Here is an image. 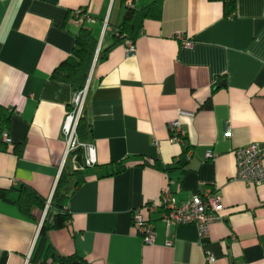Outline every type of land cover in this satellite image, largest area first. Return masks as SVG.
Returning <instances> with one entry per match:
<instances>
[{
  "label": "crops",
  "instance_id": "crops-1",
  "mask_svg": "<svg viewBox=\"0 0 264 264\" xmlns=\"http://www.w3.org/2000/svg\"><path fill=\"white\" fill-rule=\"evenodd\" d=\"M235 5L225 17L220 2L154 4L133 41L134 55L126 56V39L115 42L114 36L124 0H0V115L9 118L0 134L10 139L0 137V189L25 184L46 206L63 167L83 177L62 203L70 219L47 233L46 264H59L54 254L83 264H264V184L248 187L237 180L233 154L250 143L264 153V0ZM79 9L91 18L82 26L99 50L110 47L96 60L88 84L90 131L83 143L95 150L90 167L82 148L65 157L62 125L75 92L51 78L75 46L81 25L72 16ZM181 37L192 46H181ZM175 120L186 150L172 139L169 123ZM19 144L17 155L13 147ZM207 150L213 158L205 161ZM166 186L178 202L205 188L217 192L222 220L210 226L207 239L198 242L192 224L166 230L152 214L155 239L143 243L131 212L146 215L144 204ZM44 211L33 208L27 217L0 198V264H41L46 245L31 257ZM56 211L50 207L48 218Z\"/></svg>",
  "mask_w": 264,
  "mask_h": 264
},
{
  "label": "built area",
  "instance_id": "built-area-1",
  "mask_svg": "<svg viewBox=\"0 0 264 264\" xmlns=\"http://www.w3.org/2000/svg\"><path fill=\"white\" fill-rule=\"evenodd\" d=\"M125 6H133L132 0H124ZM73 22L78 25H84L90 22L91 18L86 14L85 10L79 9L73 13ZM103 27H106L104 22ZM181 46L191 47L193 42L188 39L180 38ZM99 47L93 59L92 68L89 71L87 81L83 89L75 92L72 96L70 109L67 111L63 125L62 135L65 139V157L72 151L82 148L85 152V165L90 167L96 163L95 150L92 145L83 143L77 135V125L82 116L86 102L88 84L91 78L92 70L97 60ZM126 56H133L135 53L134 42L125 40ZM17 113L15 110H10ZM169 128L173 133V140L182 141L183 133L180 129L178 120L169 123ZM229 130L226 136L229 137ZM4 143H9L10 139L5 132L0 134ZM235 157V178L243 182L248 187H258L264 184V153L258 148L257 144L250 143L246 146L237 147L233 150ZM204 160L213 158L210 150L204 152ZM49 199L45 206V211L50 205ZM146 215L140 209L131 212L132 227L141 237L143 243L152 244L155 239L154 221L150 219V215L158 214L159 219L163 222L166 230L173 225L192 224L196 228L198 242L207 239L210 226L222 220L220 212L223 209L221 198L211 188H205L202 193L192 196L190 199L178 202L170 190L169 186L163 188L157 200L148 202L143 206ZM171 242L167 241L166 246H170ZM206 258L209 262H213V256L206 251ZM262 264V263H260Z\"/></svg>",
  "mask_w": 264,
  "mask_h": 264
},
{
  "label": "trees",
  "instance_id": "trees-1",
  "mask_svg": "<svg viewBox=\"0 0 264 264\" xmlns=\"http://www.w3.org/2000/svg\"><path fill=\"white\" fill-rule=\"evenodd\" d=\"M163 0H153V2L143 8L136 9L133 6H125L124 19L122 24L114 30L115 42L128 39L134 41L139 34L144 19L150 16L151 7L154 4H158ZM211 2H220L223 6V12L225 17L231 16L235 12V0H209ZM98 47V40L93 36L91 30L85 26H81L78 33L75 35V46L70 56L57 66L51 74V78L71 86L74 92H77L85 86L89 71L93 64ZM110 47L100 49L97 56V61L106 57ZM203 107L208 108L209 104H205ZM9 118L3 113L0 115V126L1 131L7 127ZM77 135L80 141L84 142L89 134L90 126L85 117V106L83 109L82 116L77 125ZM184 150L187 149L186 141L182 138ZM23 150V144H19L13 147V151L20 155ZM148 162H145L147 164ZM150 165L153 167L168 171L167 166H161L157 162H153ZM124 165L121 164L116 168V173L122 171ZM83 177L80 171L69 170L63 167L56 184L55 190L50 200V205L46 212L45 218L39 228V233L35 248L33 251V261L36 259L37 253L42 250V247L46 245L47 250L45 252L44 260L41 264H46L45 258L47 254H51L49 245H47V233L53 229H59L66 225V222L70 219V214L67 209H63V204L67 198L71 195L74 189L81 184ZM12 192H16V198L11 200L9 197ZM0 198L3 201L16 205L19 211L27 216H31L33 208L44 210L45 201L42 200L35 191L25 184H21L17 188L0 189ZM53 207L57 211L53 215L52 219L48 218L49 208ZM53 260L59 264H68L73 261L72 257H63L58 254H54Z\"/></svg>",
  "mask_w": 264,
  "mask_h": 264
},
{
  "label": "water",
  "instance_id": "water-1",
  "mask_svg": "<svg viewBox=\"0 0 264 264\" xmlns=\"http://www.w3.org/2000/svg\"><path fill=\"white\" fill-rule=\"evenodd\" d=\"M68 264H83L82 262H78V261H74V262H70Z\"/></svg>",
  "mask_w": 264,
  "mask_h": 264
}]
</instances>
